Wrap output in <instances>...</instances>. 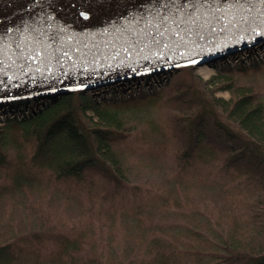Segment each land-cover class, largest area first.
I'll use <instances>...</instances> for the list:
<instances>
[{"label": "trees", "instance_id": "obj_1", "mask_svg": "<svg viewBox=\"0 0 264 264\" xmlns=\"http://www.w3.org/2000/svg\"><path fill=\"white\" fill-rule=\"evenodd\" d=\"M209 65L1 104L0 264H264V40Z\"/></svg>", "mask_w": 264, "mask_h": 264}, {"label": "water", "instance_id": "obj_2", "mask_svg": "<svg viewBox=\"0 0 264 264\" xmlns=\"http://www.w3.org/2000/svg\"><path fill=\"white\" fill-rule=\"evenodd\" d=\"M264 40V0H0V105L200 67Z\"/></svg>", "mask_w": 264, "mask_h": 264}, {"label": "rangeland", "instance_id": "obj_3", "mask_svg": "<svg viewBox=\"0 0 264 264\" xmlns=\"http://www.w3.org/2000/svg\"><path fill=\"white\" fill-rule=\"evenodd\" d=\"M209 64L204 65V66H200V67H195V68H196L197 74L200 76V78L203 80V82L206 83L207 88L212 89V88L218 86L219 84H221L222 82H224L225 79L222 77H219L217 71L215 69H213V67H211L212 65H209ZM260 80H262V73L256 74L250 82H252V83L258 82L259 83ZM261 82H264V79ZM216 93H218L219 95H222L224 98L229 97L228 93L222 92L221 90L217 91ZM0 121H3V118H0ZM1 125H2V123L0 122V126Z\"/></svg>", "mask_w": 264, "mask_h": 264}]
</instances>
